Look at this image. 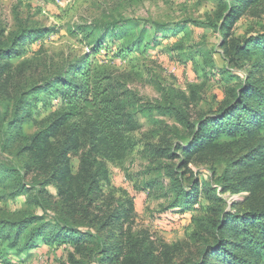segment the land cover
<instances>
[{
    "label": "rangeland",
    "instance_id": "rangeland-1",
    "mask_svg": "<svg viewBox=\"0 0 264 264\" xmlns=\"http://www.w3.org/2000/svg\"><path fill=\"white\" fill-rule=\"evenodd\" d=\"M217 12V0H0V143L2 131L19 113H25L23 101L31 107L29 121L21 131L23 136L46 128L62 115L67 109L61 87H44L56 78L76 81L74 73L89 57L97 71L111 77L117 93L130 95L131 101L138 100L144 107L128 108L137 128L125 133L126 157L116 164L103 161L98 187L100 203H106L100 205L105 209L111 202L116 209L131 204L133 214L124 230L137 241L152 242L161 250L163 245L170 248L171 264L197 261L204 247L214 243V233L204 230L202 222L212 205L204 182L216 189L223 200L217 213L245 210L241 204L248 196L240 184L248 172L234 176L231 167L241 153L225 135L214 141L222 145L217 155L196 153L186 168L179 170H187L184 186L196 180L199 183L198 198L192 206L172 208L174 194L169 192V180L164 175V169H174L183 157L167 160L156 153L157 149L177 143L187 144L190 139L187 129L172 115H159L157 107H178L191 122L214 118L234 102L239 91L237 78L244 83L248 71L257 69L252 64L261 57L260 52L249 55L244 67L237 68L236 61L228 63L222 45L223 41L227 46L242 45L264 34V5L232 19L227 38L213 27L219 24ZM144 29L143 47L129 48L132 39ZM163 29L172 31L162 34ZM100 38L104 39V48L92 55ZM13 43L16 52L11 50ZM10 52L14 53L11 58ZM261 62L262 74L253 79L257 90L264 92V59ZM67 72L71 75L66 76ZM38 87L43 89L32 94ZM21 141L19 136L17 144ZM15 153L16 148L0 151V164L19 169L25 159ZM78 164V158L70 159L72 174H76ZM42 179L40 176L37 181ZM23 182L35 185L34 175H24ZM222 187H228L224 194ZM44 189L57 202L56 187L47 185ZM10 192L0 183L1 221L18 220L27 211L45 220L52 217V211L45 214L35 208L33 191L28 196L4 200L3 195ZM263 195L264 190L260 191ZM212 208L213 212L218 210ZM18 250L9 249L1 240L0 264H99L87 259V251L78 252L69 244H45L39 240L29 253ZM238 250L242 257L244 250ZM257 260L261 263L264 259ZM228 261L220 251L206 264H229Z\"/></svg>",
    "mask_w": 264,
    "mask_h": 264
},
{
    "label": "trees",
    "instance_id": "trees-1",
    "mask_svg": "<svg viewBox=\"0 0 264 264\" xmlns=\"http://www.w3.org/2000/svg\"><path fill=\"white\" fill-rule=\"evenodd\" d=\"M261 5H264V0H217L219 24L213 27L227 38L232 19L234 21L242 12ZM161 31L166 34L172 30ZM145 33L146 29L140 31L129 48L143 47ZM119 35L122 36L123 32ZM156 40L152 43L156 44ZM15 45L13 43L11 48L14 52ZM102 48L104 39L100 38L91 54H97ZM222 48L228 63L231 65L234 63L232 60L236 61L234 65L237 68L244 67L249 55L260 52L261 57L252 64L257 71H248L244 83L237 78L239 91L234 102L228 103L214 118L202 117L191 122L178 107H157L159 115H172L187 129L190 139L187 144L177 143L167 149H157L156 153L167 160L183 157L174 169H163L169 180V192L174 194L172 208L188 207L197 201L199 183L196 180L190 186H184L187 170H179L186 168L196 153L212 152L217 155L222 145L217 146L215 139L224 135L228 137L230 144L241 153L232 162L233 175L248 172L240 181L244 191L248 192L241 204L245 210H236L234 214L221 210L217 213L223 200L216 189L204 182L207 200L212 205L202 222L204 230L214 233V243L211 247H204L197 261L186 260L182 264H206L207 259L220 251L229 258V264H264V260L261 263L257 260L264 259V195L260 196V191L264 190V135L260 137L264 133V92L257 90L253 79L262 74L264 34L251 37L242 45L227 46L223 41ZM13 54L10 52L9 58ZM89 59H85L84 65L74 73L78 77L76 81L56 78L44 87L49 89L55 84L61 87L63 104L67 109L62 115L46 128L31 136H23L21 131L31 112L30 103L23 101L25 113H19L1 133L0 151L16 148L15 156L25 159L19 169L0 164V183L11 190L3 195V199L28 196L33 191L35 208L45 214L52 211L53 215L45 220L43 216L27 211L18 220H0V241L6 242L11 250L19 249L25 253H29L39 240L45 244H69L78 252L87 251V259L99 264H171L170 248L163 245L161 250L152 242L137 241L124 230L133 214L131 204L116 209L111 202L105 209L101 206L106 203H100L102 194L98 187V180L103 174V161L116 164L126 157L128 146L125 133L137 128L128 108L137 105V109L142 110L144 107L139 105L138 100L131 101L130 95L117 93L111 77L99 70L98 74ZM65 75L70 76L71 73ZM42 89L34 88L32 94H38ZM251 124L255 125L252 127ZM19 136L22 141L17 144ZM72 158L79 160L76 174L70 170ZM27 174L34 175L35 185L23 182V176ZM40 176L43 179L38 182ZM232 179L230 176L229 180ZM47 185L56 187L57 202L45 191ZM227 188L222 187L221 194ZM212 206L218 210L213 212ZM84 228L87 230L84 231ZM225 232L229 236H224ZM238 249L244 250L242 257L238 256Z\"/></svg>",
    "mask_w": 264,
    "mask_h": 264
}]
</instances>
